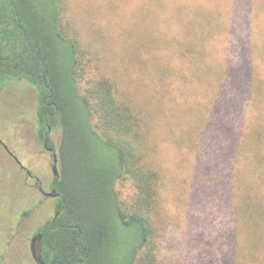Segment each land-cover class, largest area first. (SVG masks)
<instances>
[{
    "label": "rangeland",
    "instance_id": "rangeland-1",
    "mask_svg": "<svg viewBox=\"0 0 264 264\" xmlns=\"http://www.w3.org/2000/svg\"><path fill=\"white\" fill-rule=\"evenodd\" d=\"M222 4L221 28L200 40L208 50L206 65L212 64L204 71H198L194 47L186 57L170 53L181 49L192 30L212 21L213 14L198 0H68L63 13L62 21L91 58L86 78L110 79L115 96L129 100L142 121L143 148L160 173L158 264H263L264 215L239 214L232 204L236 207L234 189L241 202L240 181L254 188L252 201L261 204L264 165L252 159L246 142L239 147L240 162L223 145L230 130L256 129L255 117L264 112V82L254 99L244 92L247 96L236 105L226 102L218 108L217 93L223 65L242 59L237 38L255 44L264 55V0ZM259 62L264 81V58ZM157 64L167 69L160 71ZM35 104L36 90L25 80L9 81L0 89V264H37L30 238L55 212L56 197L39 192L35 178L2 146L39 179L43 190H51V155L38 139ZM59 140V131L51 130L48 144L57 148ZM78 155L73 152L74 158ZM248 160L257 175L249 173ZM232 171L236 187L234 175L229 185ZM115 186L122 205L127 204L132 182L119 180ZM247 202L245 198L242 206Z\"/></svg>",
    "mask_w": 264,
    "mask_h": 264
},
{
    "label": "trees",
    "instance_id": "trees-1",
    "mask_svg": "<svg viewBox=\"0 0 264 264\" xmlns=\"http://www.w3.org/2000/svg\"><path fill=\"white\" fill-rule=\"evenodd\" d=\"M198 1L213 14L212 21L192 30L181 49L170 53L186 57L194 47L198 71H204L211 70L212 64L206 65L208 50L200 40L221 28L225 4L224 0ZM67 8L68 0H0V89L12 80L29 82L36 90L40 139L53 129L60 134L58 176L52 180L58 193L55 212L37 228L42 234V260L45 264H158L160 173L143 148L142 121L129 100L115 96L110 79L86 78L91 58L62 21ZM236 42L242 59L227 62L220 71L218 108L226 102L236 105L247 94L254 99L256 88L264 82L259 68L264 55L255 50V44H244L239 38ZM157 67L167 69L163 64ZM224 91L226 96H222ZM255 120L257 127L251 133L230 130L223 146L233 149V159L240 162L239 147L246 142L252 159L264 165V112ZM76 151L79 159L73 157ZM249 164V173L257 175L255 166ZM233 175L236 187L233 171L229 185H233ZM220 176L224 184L225 174ZM119 180H130L134 186L125 205L115 186ZM237 185L241 202L238 205L234 189L233 210L245 211L249 217L264 215V192L259 205L252 201L254 188L243 181ZM245 198L248 202L243 207ZM231 257L236 260V255ZM260 262L264 264V255Z\"/></svg>",
    "mask_w": 264,
    "mask_h": 264
},
{
    "label": "flooded vegetation",
    "instance_id": "flooded-vegetation-1",
    "mask_svg": "<svg viewBox=\"0 0 264 264\" xmlns=\"http://www.w3.org/2000/svg\"><path fill=\"white\" fill-rule=\"evenodd\" d=\"M47 137H48V135H44L40 139V137L38 136V139L41 140L42 149L45 152H47L49 155H51V163H52L51 164V171H52V175L54 177L52 166L53 165H56L57 171H58V160H59L58 147L57 148H54L53 146L49 145L48 142H47ZM2 146L4 147V150L8 153V155L11 156L17 164H19L20 169L25 170L26 171V174H27V171H29V170L26 169L25 166H23L21 163H19L16 160L17 157L13 154V152H11V150H9V148L5 144L2 143ZM54 158H56V162H54ZM27 176L28 177H34L35 178L34 186L39 190V192H41L44 195V192H46V191L43 190L39 179L36 176H34L32 173L31 174H27ZM48 192L49 193H52V194H51V196H47V197H57V195H58V193L56 192V188L54 186H52V185H51V190L48 191ZM38 232L39 231L36 230L34 232V234L31 236L30 241H29L30 254H31V256H32L33 259H34V255H40L41 256V244H40L41 243V239L40 240H37V241L32 240V237L35 236V234H37ZM37 264H39V263H37Z\"/></svg>",
    "mask_w": 264,
    "mask_h": 264
},
{
    "label": "water",
    "instance_id": "water-1",
    "mask_svg": "<svg viewBox=\"0 0 264 264\" xmlns=\"http://www.w3.org/2000/svg\"><path fill=\"white\" fill-rule=\"evenodd\" d=\"M16 160L20 163V161L18 160V158H16ZM54 162H56V158H54ZM52 169H53V174L54 176H57L58 175V171H57V167L56 165H53L52 166ZM27 174H31L30 171H27ZM52 193H47V192H44V195L45 196H51ZM42 237L41 233L38 232L37 234H35V236L32 237V240L34 241H37V240H40ZM34 260L39 263V264H45L42 260V257L40 255H34Z\"/></svg>",
    "mask_w": 264,
    "mask_h": 264
}]
</instances>
